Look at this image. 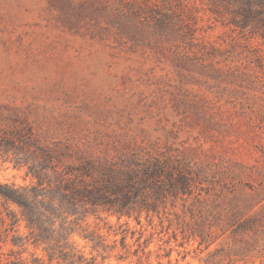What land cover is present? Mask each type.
<instances>
[{
  "label": "rangeland",
  "instance_id": "obj_1",
  "mask_svg": "<svg viewBox=\"0 0 264 264\" xmlns=\"http://www.w3.org/2000/svg\"><path fill=\"white\" fill-rule=\"evenodd\" d=\"M238 7L0 0V133L17 127L44 144H66L65 163L169 157L195 176L190 195L168 197L139 222L87 215L81 223L100 246L81 228L69 238L94 264H203L225 237L199 242L211 216L248 194L264 201V31L240 27ZM162 18L172 22L165 27ZM0 181L32 178L0 159ZM26 234L0 202V264H63L15 238Z\"/></svg>",
  "mask_w": 264,
  "mask_h": 264
},
{
  "label": "trees",
  "instance_id": "obj_2",
  "mask_svg": "<svg viewBox=\"0 0 264 264\" xmlns=\"http://www.w3.org/2000/svg\"><path fill=\"white\" fill-rule=\"evenodd\" d=\"M235 1L239 2L236 11L241 14L238 25L264 31V0ZM170 22L168 18L160 19L165 27ZM67 156L71 155L66 144H44L21 128L0 133V159L25 166L32 178L26 185L0 181L1 206L12 228L24 222L27 234L15 238H20L21 244L40 247L48 261L94 264L95 259L84 257L69 238L76 227L81 228L94 248L100 246L99 235L81 223L87 215L103 211L118 219L133 217L139 222L143 212H156L168 197L190 195L195 182L187 164L169 157L144 162L129 158L116 166L83 156L77 157L75 164L65 163ZM211 218L213 222L200 231L199 242L212 238L208 247L218 237H225L203 264H245L264 257V201H254L248 194L241 204L219 209ZM213 226L220 233H213Z\"/></svg>",
  "mask_w": 264,
  "mask_h": 264
}]
</instances>
